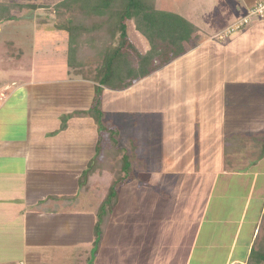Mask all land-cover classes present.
<instances>
[{"label": "crops", "instance_id": "crops-1", "mask_svg": "<svg viewBox=\"0 0 264 264\" xmlns=\"http://www.w3.org/2000/svg\"><path fill=\"white\" fill-rule=\"evenodd\" d=\"M159 1H154L156 10L174 13L161 8ZM222 1L218 0L216 5ZM227 1L230 6L224 7V11L230 17L226 26L262 0ZM234 2L238 4L232 7ZM258 17L251 24L253 33L257 26L264 25V15ZM147 21L140 16L123 21L126 38L121 51L131 54L132 58L140 52L152 51L156 64L167 48L152 49L150 44L160 45V39L165 36L154 30V27L161 28L159 22H151L152 27ZM213 25L215 22L211 23L212 28ZM217 28H221L220 24ZM194 30L179 41L182 53L123 89L100 86L93 78L81 75L80 70L69 67L68 35L62 30H56L62 34L57 38L52 36L56 34L54 31L45 30L42 41L36 32L31 37L28 55L18 53L15 60H10L15 66L6 71L0 66V264H249L248 257L236 253L240 239L234 244L247 218L245 214L238 215L230 229L236 235L219 253L216 242L219 240L211 242L206 237V230L215 217L212 205L202 202L203 208L184 211L185 217L195 223L191 222L194 226L189 228L180 227V231L167 228L166 224L153 226L154 221L142 230L128 229L131 222H122V229L114 232L110 227L119 201L101 207L112 185V180L106 184L104 181L108 180L104 177L112 175L114 146L107 144V135L99 133L98 122L89 113L94 97L99 96V106L104 108L107 94L133 90L172 62L192 56L211 39L206 35L196 40ZM255 32L264 39V32ZM157 33L158 37L154 35ZM116 34L114 39H119L118 30ZM225 82L228 87L229 83ZM241 85L233 83L229 91ZM249 91L242 89L243 94ZM253 105L245 108H250L255 117L257 106ZM213 111L216 110L211 109L212 114ZM225 113H230L228 106ZM246 123L248 126L250 122ZM251 126L255 129L256 125L251 123ZM140 198L143 199V194L138 201ZM144 199L148 200L146 196ZM166 202L157 199L153 204L148 203V217L160 218L154 214L155 206L174 209L175 200ZM139 210L123 212L131 221V216L136 218L137 213H143L136 212ZM170 214L166 216L168 221L178 219ZM261 215L262 212L253 220L250 247L258 239ZM99 219L97 238L95 227ZM133 223L138 226V222Z\"/></svg>", "mask_w": 264, "mask_h": 264}, {"label": "rangeland", "instance_id": "rangeland-1", "mask_svg": "<svg viewBox=\"0 0 264 264\" xmlns=\"http://www.w3.org/2000/svg\"><path fill=\"white\" fill-rule=\"evenodd\" d=\"M60 1L17 0L35 3L36 8L11 10L12 18L0 21L1 69L13 68L15 65L11 61L18 53H30L31 37L36 32L41 41L46 35L45 30L54 31L56 34L52 36L56 38L62 35L56 31L61 29L55 28L52 18L54 5ZM217 1L160 0L161 8L179 14L190 23L191 29L196 28L193 29L196 40L208 35L210 41L192 56L172 62L139 87L125 93L107 94L106 107L99 106L95 111L97 118L101 111L99 133L106 134L107 144L114 146L112 156L116 163L112 175L104 177L108 180L104 181L106 184L112 180L113 194L109 191L108 204H111L112 196L118 197L119 201L113 211L110 229L115 232L122 229V222H131L128 229L142 230L155 221L153 226L166 224L167 228L180 231V227L189 228L194 226L191 222L195 223L185 217L184 211L212 205L215 217L206 230V237L211 242L216 238L223 240L221 243L216 241L220 247L218 252L222 253L225 244L236 235L230 229L242 213L247 218L239 237L235 236L234 244L240 239L236 253L248 257L249 264H264V155L260 157L257 153L262 142L246 137L244 144L240 142L231 152L224 141L228 133L244 135L246 130L255 137L264 135V108H260L264 106V39L261 34L255 35V31L264 32V25L257 26L255 34L252 32L251 24L260 19L249 14L256 3L226 26L230 16L224 10L230 3L223 0L224 4L222 1L218 6ZM237 4L234 2L232 7ZM212 22H215L213 28ZM219 24L221 28H217ZM234 24H239V28L227 32ZM116 32L117 29L114 37ZM103 33L105 40L112 43L113 32ZM162 41L160 39L159 43ZM93 53L91 49L89 54ZM140 53L148 55L151 52ZM90 55L85 58L86 63L80 71L74 70L94 78V71L102 66V58ZM225 81L229 88L233 83L242 85L229 91ZM243 88L250 91L243 94ZM252 103L257 106L255 117L250 108H245ZM227 106L230 113H225ZM211 109L218 113L213 111L212 114ZM246 122H250L248 126ZM251 123L256 125L255 129L250 128ZM137 185L139 189L135 187ZM142 194L143 199L138 201ZM157 199L159 202L175 200V204L174 209L155 206L154 214L160 218L153 220L146 209L150 207L148 203ZM138 208L140 210L136 212L143 213H137L136 218L131 216L129 221L123 211ZM170 211L177 220H167ZM260 212V232L254 246L250 247L252 223ZM133 222H138V226H133Z\"/></svg>", "mask_w": 264, "mask_h": 264}, {"label": "trees", "instance_id": "trees-1", "mask_svg": "<svg viewBox=\"0 0 264 264\" xmlns=\"http://www.w3.org/2000/svg\"><path fill=\"white\" fill-rule=\"evenodd\" d=\"M155 0H61L54 5L55 28L67 32V65L69 67L80 70L86 63L85 58L89 56V51L94 50V57L102 58V66L95 71L96 75L93 78L100 86H105L111 89H123L128 87L132 82L144 78L158 67L170 62L173 58L182 53L183 48L179 45V41L184 39L191 33L188 23L180 16L174 13H168L156 10L154 7ZM24 8L35 9V3H20L17 0L0 1V21L12 18L11 10L21 11ZM141 17L144 21L160 23V29L154 27V30L161 31V36H165L163 43L153 45L151 48L157 49L165 46L167 51L158 53V62L154 63V58L151 53L148 55H139L135 59L131 55L121 51L125 43L126 33L123 23L126 19H135ZM45 21V20H44ZM147 21V22H148ZM152 22V23H151ZM153 27V24L151 25ZM119 31V39H114V30ZM154 31V32H156ZM163 31V32H162ZM113 32V40L110 43L106 41L104 33ZM159 36L158 33L154 34ZM168 38H171L169 42ZM109 40V39H108ZM110 44L103 45L102 44ZM178 46V47H176ZM88 52V53H87ZM91 53V52H90ZM99 91V87H96ZM99 96L94 97V103L89 110L99 124L100 116L97 118V111L100 101ZM245 135V136H244ZM228 134L225 137L227 150L234 151L240 142H243L246 137L254 139L255 142H262L258 155H264V135L257 136L251 134ZM259 137V138H258ZM259 157V158H260ZM116 163V162H114ZM113 194L112 185L108 187L105 199L102 206L108 204V195ZM116 196H112L111 205L115 204ZM100 219L96 222V235L100 236ZM96 238V242L97 239Z\"/></svg>", "mask_w": 264, "mask_h": 264}, {"label": "built area", "instance_id": "built-area-1", "mask_svg": "<svg viewBox=\"0 0 264 264\" xmlns=\"http://www.w3.org/2000/svg\"><path fill=\"white\" fill-rule=\"evenodd\" d=\"M250 15L255 14L257 16H262L264 15V0L261 2H258L250 11L249 13ZM241 24V23H240ZM239 28V24H234L232 26L229 27V29L227 30V32H232L235 29Z\"/></svg>", "mask_w": 264, "mask_h": 264}]
</instances>
